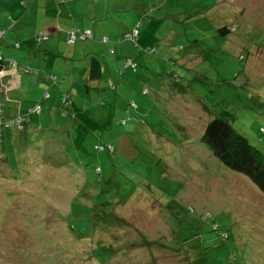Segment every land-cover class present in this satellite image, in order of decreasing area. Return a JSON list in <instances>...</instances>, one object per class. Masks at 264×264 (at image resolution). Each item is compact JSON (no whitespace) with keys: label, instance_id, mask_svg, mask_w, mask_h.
I'll return each instance as SVG.
<instances>
[{"label":"rangeland","instance_id":"374dc122","mask_svg":"<svg viewBox=\"0 0 264 264\" xmlns=\"http://www.w3.org/2000/svg\"><path fill=\"white\" fill-rule=\"evenodd\" d=\"M113 2L124 12L107 13L110 33L140 18L109 42L77 40L76 52L97 55L21 71L58 83L31 102L42 111L27 128L0 130V264H264V192L201 142L224 110L264 152V0L96 4ZM92 56L102 73L90 83ZM64 90L91 123L62 107ZM17 92L4 118L26 102Z\"/></svg>","mask_w":264,"mask_h":264},{"label":"crops","instance_id":"0c3cea01","mask_svg":"<svg viewBox=\"0 0 264 264\" xmlns=\"http://www.w3.org/2000/svg\"><path fill=\"white\" fill-rule=\"evenodd\" d=\"M99 1L108 2V0H0V28H8L5 35L0 38V54L3 58L14 59L19 63L27 64V67L28 64L29 66H34L37 62H45L50 65L47 67L50 70H53L51 66L57 65L58 55L70 58L77 55H88L91 52H95L97 55V52L100 51L96 48L81 51L80 53L79 51L76 52L75 44L77 40L75 42H67L68 33L76 29H88L93 33L91 38L78 41L93 39L94 33L99 35L101 32L106 33L105 37L111 38L128 30L130 28L128 25H131L134 20L138 22L140 18L137 13L128 20V24L120 22V26L115 25V28L112 27L111 31H119L114 35L109 32L108 27H104L106 26L105 17L108 12H116L118 10L124 12L123 7L119 9L117 4L113 2L110 6L104 4L103 11H101L100 6L96 4ZM135 6H139L138 2L135 3ZM41 31H44L45 35L35 42L33 37ZM107 42H109V39ZM116 42L118 41L116 40ZM31 70L33 71V69ZM41 72L39 71L36 75L22 74L24 72H21L18 67L8 64L0 68V105L11 102L8 94L10 92L18 94L17 90L20 88L24 89V98L27 97L24 103L13 100L14 102L10 106L11 112L9 109L6 111L8 117L23 115L33 105L39 104L41 106L40 102L42 99L47 100L51 97L47 89V86L51 84L48 82L52 81L53 84H57L58 79L51 73L42 72L44 74V77H42L40 76ZM81 79H86L91 83L95 82L97 78L91 79L89 77V66L85 65L81 70ZM110 85L112 86L111 83ZM75 86L76 83L73 82L72 87ZM53 87L55 86H50V89ZM87 89H90V87L88 86ZM79 90L76 89V94H78ZM71 92L70 90L62 91L60 101L63 108L74 106ZM45 93L48 94L47 97H45ZM56 94L57 88L52 93L54 101L57 100ZM65 94L67 98L66 102H63ZM39 99H41L40 102L31 104L33 100L38 101ZM55 106L57 105L51 104L50 111H54L56 109L54 108Z\"/></svg>","mask_w":264,"mask_h":264},{"label":"trees","instance_id":"16d2710c","mask_svg":"<svg viewBox=\"0 0 264 264\" xmlns=\"http://www.w3.org/2000/svg\"><path fill=\"white\" fill-rule=\"evenodd\" d=\"M144 13L146 14L147 11ZM210 26L215 27L216 25H210ZM7 30H8L7 27L0 28V38L5 35ZM81 30L84 31L85 29L84 30L81 29ZM227 31L228 29L226 28L218 29V32L223 33V34H225ZM131 33L132 31L130 30L126 34H131ZM38 34H36L33 37V40L35 42H37L35 40V37ZM139 34L140 32L137 31L135 34V37H137ZM92 36H93V33L91 32V36L85 37L84 39L91 38ZM76 40H83V39L77 37ZM103 40L108 41V38L103 37ZM117 41L121 42L122 39L117 38ZM188 51H189V54H187L184 59H186V57L190 55H196V56H190V57H194L196 59L198 58L197 54L193 53L194 51H190V50ZM198 53L201 54L199 51ZM0 56H1L0 68L5 67L7 64L18 67L20 71H22L21 70L22 67L28 68L25 64L19 63L14 59H7L5 57L3 58L1 54ZM100 73H101L100 63L96 57L92 56L89 61V77H91V79H96L100 77ZM3 106L4 105H0V107H3ZM71 116L76 118L78 120V123L81 121H83L84 123H86L87 121L90 123L92 122V120L89 119L87 116H85L83 112L82 113L78 112L74 106H72ZM227 116H228V112L224 110L216 113L212 117V119L207 123L205 130L201 137V142L204 143L212 151L213 155L217 158V160L220 161V163H222L227 168L233 171H236V172H239L245 175L253 182V184L261 192H264V152L258 147L254 146L247 136L238 132L233 127L230 119ZM26 124L27 123H25L24 125ZM22 127H25V126H22ZM20 139L22 141H27L28 140L27 133H25V136L21 137ZM105 147L110 153L114 151L113 150L114 148L111 144L99 145V148L101 150H104ZM176 192L177 191H175L172 194L173 197L176 194Z\"/></svg>","mask_w":264,"mask_h":264},{"label":"built area","instance_id":"2783aa9c","mask_svg":"<svg viewBox=\"0 0 264 264\" xmlns=\"http://www.w3.org/2000/svg\"><path fill=\"white\" fill-rule=\"evenodd\" d=\"M44 35H45L44 31L40 32L35 37V40L39 41ZM90 36H91V32L89 30L82 31L81 29H76V30L68 33L67 42H75L77 37L84 39L85 37H90ZM130 36H132V33L130 34ZM0 58H1V56H0ZM21 70L24 72L31 71L26 67H22ZM47 96H48V94L45 93V97H47ZM66 98H67V95L65 94L63 96V102H66ZM40 111H41V106L39 104H36L35 106L30 107L28 109V112L23 114V115H19L16 117L13 116V117H9V118H4L3 117V109H2V107H0V130H10L13 128H21L22 126H24L25 123H27L29 121V116L31 114H39Z\"/></svg>","mask_w":264,"mask_h":264}]
</instances>
